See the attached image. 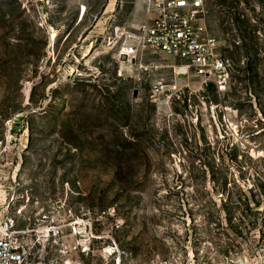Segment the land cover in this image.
<instances>
[{"label": "rangeland", "instance_id": "374dc122", "mask_svg": "<svg viewBox=\"0 0 264 264\" xmlns=\"http://www.w3.org/2000/svg\"><path fill=\"white\" fill-rule=\"evenodd\" d=\"M52 3L42 21L32 1L0 0V240L12 264H264V0H204L230 62L224 89L180 58L119 57L110 40L149 19L147 0ZM224 181L261 201L242 236L182 214V200L198 209L195 196L218 199Z\"/></svg>", "mask_w": 264, "mask_h": 264}, {"label": "built area", "instance_id": "2783aa9c", "mask_svg": "<svg viewBox=\"0 0 264 264\" xmlns=\"http://www.w3.org/2000/svg\"><path fill=\"white\" fill-rule=\"evenodd\" d=\"M29 1L38 18L47 21L45 7L50 8L53 0ZM147 12L149 19L122 32L120 43L110 40L114 47L118 44L119 57L131 61L152 50L180 58L196 75L208 76L220 89L226 88L231 81L230 62L219 53V42L209 32L204 0H147ZM174 88L176 84H169L168 90ZM8 245L6 239L0 240V257L8 256L3 264H12L19 256L14 251L6 252Z\"/></svg>", "mask_w": 264, "mask_h": 264}, {"label": "trees", "instance_id": "16d2710c", "mask_svg": "<svg viewBox=\"0 0 264 264\" xmlns=\"http://www.w3.org/2000/svg\"><path fill=\"white\" fill-rule=\"evenodd\" d=\"M261 103V110L264 114V107ZM227 181L221 182L219 185L214 187L215 196H195L196 201L199 203V208H192L188 200H182V205L185 206L182 211L183 216H189L191 221L196 224L198 220H201L204 227H209L214 223L224 227H230L235 230L240 236L243 235L242 228L254 229L257 227L258 220H246L247 213L253 209L254 206L260 205V200H255L250 197L247 191L240 187V192L230 191L227 187ZM188 203V204H187ZM187 204V205H186ZM236 212H239L240 216L238 223L235 224ZM198 213V217L196 216ZM229 224V226H228Z\"/></svg>", "mask_w": 264, "mask_h": 264}, {"label": "bare ground", "instance_id": "6f19581e", "mask_svg": "<svg viewBox=\"0 0 264 264\" xmlns=\"http://www.w3.org/2000/svg\"><path fill=\"white\" fill-rule=\"evenodd\" d=\"M56 36H57V32L56 31H53L52 33H51V38L53 39V38H56Z\"/></svg>", "mask_w": 264, "mask_h": 264}]
</instances>
